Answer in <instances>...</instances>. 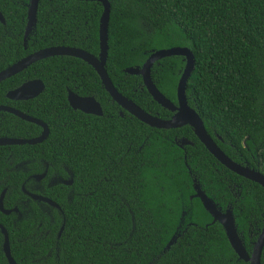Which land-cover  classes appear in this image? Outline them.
<instances>
[{
    "label": "trees",
    "instance_id": "obj_1",
    "mask_svg": "<svg viewBox=\"0 0 264 264\" xmlns=\"http://www.w3.org/2000/svg\"><path fill=\"white\" fill-rule=\"evenodd\" d=\"M108 1L105 69L117 91L150 115L166 119L169 112L152 100L141 77L125 70L142 67L153 51L188 48L194 55L188 105L231 160L264 175V0ZM27 3L21 0L16 7L0 0L4 16L17 13L6 19V27L0 24V72L51 47L98 56L101 4L40 0L37 25L25 49ZM184 66L183 58L171 57L151 70L157 89L174 103ZM35 79L45 86L38 97L6 98L8 91ZM68 90L94 97L103 115L72 110ZM0 106L49 129L41 144L0 147V196L6 189L5 208L10 207L7 198L17 196L23 214L16 229L14 216L0 212L16 264H248L238 259L222 226L212 223L201 202L190 200L193 180L222 210L232 208L248 253L264 227V189L222 166L189 126L159 130L141 123L111 100L89 65L72 57L41 60L1 82ZM41 132L35 124L0 112V138L32 139ZM175 137L194 145L184 152L174 144ZM11 163L22 164L30 174L40 173L43 163L60 171L65 165L74 173L73 199L56 201L65 220L59 239L63 219L57 212L50 217L31 202L34 216H26L21 205L27 198L20 187L27 175L14 171ZM176 233V242L164 251ZM2 246L0 233V264H8Z\"/></svg>",
    "mask_w": 264,
    "mask_h": 264
},
{
    "label": "water",
    "instance_id": "obj_2",
    "mask_svg": "<svg viewBox=\"0 0 264 264\" xmlns=\"http://www.w3.org/2000/svg\"><path fill=\"white\" fill-rule=\"evenodd\" d=\"M81 2H96L101 4L103 12L99 20V54L94 56L82 49L72 47H51L34 52L21 60L17 61L13 65L9 66L5 70L0 72V83L6 81L15 75L23 72L31 65L41 60H46L54 57H72L76 58L87 65H89L98 75L102 88L109 95L111 100L116 103L123 111L127 112L132 117L136 118L141 123L148 127L159 130H172L178 129L184 126H189L196 138L206 148V150L226 169L232 173L258 184L264 189V175L257 169L251 168L248 165H241L231 160L215 143V141L208 135L203 121L198 114L188 105L186 97V87L189 78L194 70V55L188 48L174 47L169 49H162L153 51L149 54L147 60L142 67L128 68L125 70V74L132 76H139L142 79L143 85L151 96L152 100L156 102L163 109L173 112L174 115L168 120H162L150 115L136 105L132 100L124 97L114 87L108 73L105 69L107 56H108V29L110 20L111 5L108 0H74ZM40 0H30L27 8V22L23 35V43L27 44V40L37 25V11ZM0 22H4V19L0 13ZM171 57H181L184 59L185 66L181 73L180 79L177 84L176 98L177 106H175L170 100H168L155 86L151 77V70L155 63ZM45 89V86L40 80H30L23 83L17 89L9 91L6 98L12 101H28L38 97ZM67 101L70 108L74 111H80L86 115H92L101 117L103 110L101 105L96 101L94 97H81L72 91L68 90ZM0 112L11 114L25 122L35 124L42 129L41 134L32 139H15V138H0V147L6 146H35L43 143L49 135V129L45 123L33 118L23 112L15 110L10 107L0 106ZM182 145H191L189 141L182 140ZM44 177V175H42ZM194 195L190 197L192 199H198L206 213L212 218V223H219L226 235V238L238 256L240 261L248 264H261V256L264 249V227L261 230L257 240L253 244L252 251L247 252L245 244L240 237L235 218L231 207H227L222 210L211 198H209L203 190L200 189L196 181H193ZM5 191L0 196V211L3 214H10L11 211H6L3 208V198ZM30 195V194H28ZM33 200L45 202L51 206H56L50 200L30 195ZM57 207V206H56ZM58 208V207H57ZM184 215V214H183ZM63 228L61 229L62 232ZM0 232L3 236V253L8 264H16L11 255L9 236L7 230L0 225ZM61 234V233H60ZM59 234V235H60ZM178 233H176L170 242L167 244L164 251L168 250L171 245L176 242Z\"/></svg>",
    "mask_w": 264,
    "mask_h": 264
},
{
    "label": "flooded vegetation",
    "instance_id": "obj_3",
    "mask_svg": "<svg viewBox=\"0 0 264 264\" xmlns=\"http://www.w3.org/2000/svg\"><path fill=\"white\" fill-rule=\"evenodd\" d=\"M29 1L30 0H28L27 8H28ZM7 2H11L12 5H14V6L17 7V5H20L21 0H7ZM78 2H81V1H78ZM3 5H4V7H7L8 6V4H6V3H3ZM0 13H1V15H2V17L4 19V22L3 23L0 22V24L2 26H4V27H6V19H11L13 17L17 18V13H15L14 15L11 14V15H8V16H6V15L4 16V14L2 13L1 10H0ZM23 45H24V43H23ZM24 48L26 49V45H24ZM142 84H143V82H142ZM15 89H17V88H15ZM15 89H13V90H15ZM10 91H12V90H10ZM8 92L6 93V95L8 94ZM9 101H11V102H17V100H15V101L9 100ZM172 103L175 106H177V100H176L175 103L174 102H172ZM118 113H119L120 116L123 117L122 111H119ZM173 115H174L173 112H169V115L167 116V118L166 119H162V120H168ZM154 117H156V116H154ZM159 119H161V118H159ZM181 128H183V127H181ZM178 129H180V128H178ZM178 129H175V130H178ZM182 140H187V139L184 138V137H181V138L175 137L173 139V142H174V144L176 146H178L184 152H185V147H187V146H193L194 145V143H192L190 141L189 142H190L191 145H182L181 144V141ZM131 145L132 144H130V146ZM128 151H130V150L128 149ZM11 164L13 166L12 169L14 171L17 172L18 169H21L22 172L27 175L26 181L20 187V191L27 198V200H25L22 203V205H21V208L23 207V210H25V212H26V216L27 215H30V217H33L34 216V212L31 209V205H30L31 202L36 203V205L39 206V208L46 215H48L50 217H51V215H52V213L54 211L57 212V214H59L60 217L63 219V222L61 224L62 226H60L61 228L58 230V233H57V239H59L61 237V234H62L63 230H64L65 220H64L63 210L60 207V205H58L56 203V201L57 200H61L63 197H65L67 201H71L73 199V197H72L73 192L71 191V188L73 187V185L75 183V181H74V177H75L74 173L67 166H65V165L61 166V171H60L59 169H56L53 166H49L47 163H43L44 164V168H43V170L40 173H31L30 174L29 173V170H27V168L23 167L22 164H18V165H17V163H14V164L11 163ZM42 175H44V177H42ZM193 181H196V180H193ZM63 188H66L67 191L63 190ZM3 191H5L4 198H3V208L6 211H11V213L8 214V215H6V214H3L1 211L0 212L3 215H5V216H12V215L14 216V219L12 221V224H13V226L15 228L16 227V223H17V219L20 220L23 217L22 211L17 207V202H19V200L17 201V196L14 199H11L10 197H8L7 198V199H9L8 205L10 207L5 208V206H4V199L6 197L7 190L5 189ZM28 194L46 198V199L50 200L52 203H54L58 208L56 206H51V205H49V204H47L45 202H42V201L33 200L30 197V195H28ZM62 228H63V230L61 232V229ZM16 229H17V227H16ZM43 231H45L46 233H49V231H47L46 229H43Z\"/></svg>",
    "mask_w": 264,
    "mask_h": 264
}]
</instances>
